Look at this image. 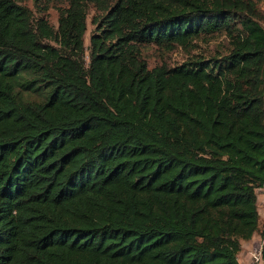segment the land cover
<instances>
[{
	"label": "trees",
	"instance_id": "16d2710c",
	"mask_svg": "<svg viewBox=\"0 0 264 264\" xmlns=\"http://www.w3.org/2000/svg\"><path fill=\"white\" fill-rule=\"evenodd\" d=\"M34 4L0 0V264H240L255 233L264 262L256 3ZM218 33L221 58L149 67L140 52Z\"/></svg>",
	"mask_w": 264,
	"mask_h": 264
},
{
	"label": "rangeland",
	"instance_id": "374dc122",
	"mask_svg": "<svg viewBox=\"0 0 264 264\" xmlns=\"http://www.w3.org/2000/svg\"><path fill=\"white\" fill-rule=\"evenodd\" d=\"M21 4L28 6L35 15H38V11L34 4V0H18ZM256 3L258 11L261 15L260 22L264 26V0H252ZM60 1L49 4L45 15L51 25L57 27L59 11L57 7L60 5ZM99 12L92 6L88 9L87 16V30L84 35L85 46L89 45V38L91 33L95 29L94 17ZM230 45L228 37L224 33L214 34L212 36H204L198 38L194 41L193 45L188 47H183L175 45L171 50L162 49L156 45H142L140 47V52L142 57L147 61L149 67H154L155 65H161L162 63L168 66H176L182 64L191 59L197 58H221L229 52ZM264 188L257 189V201L258 210L261 218L264 217ZM264 224V218L261 224ZM260 246L262 245V238L259 234ZM254 249L251 248V252ZM253 264L252 259L249 262ZM244 264V263H243Z\"/></svg>",
	"mask_w": 264,
	"mask_h": 264
},
{
	"label": "crops",
	"instance_id": "0c3cea01",
	"mask_svg": "<svg viewBox=\"0 0 264 264\" xmlns=\"http://www.w3.org/2000/svg\"><path fill=\"white\" fill-rule=\"evenodd\" d=\"M259 200V199H258ZM260 214V213H259ZM261 218V215H260ZM264 218V217H263ZM261 218V221L262 219ZM260 245L259 234L255 233L249 240H241V251L238 254V260L240 264H250L251 248L256 249ZM259 264H264L263 260L259 261Z\"/></svg>",
	"mask_w": 264,
	"mask_h": 264
},
{
	"label": "built area",
	"instance_id": "2783aa9c",
	"mask_svg": "<svg viewBox=\"0 0 264 264\" xmlns=\"http://www.w3.org/2000/svg\"><path fill=\"white\" fill-rule=\"evenodd\" d=\"M263 198H264V194H263ZM251 259H252L253 264H259V261L262 259L260 245L251 252L250 260Z\"/></svg>",
	"mask_w": 264,
	"mask_h": 264
}]
</instances>
